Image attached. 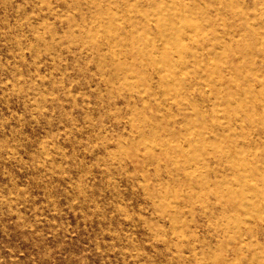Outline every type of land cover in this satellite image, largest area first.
<instances>
[{
    "label": "rangeland",
    "instance_id": "1",
    "mask_svg": "<svg viewBox=\"0 0 264 264\" xmlns=\"http://www.w3.org/2000/svg\"><path fill=\"white\" fill-rule=\"evenodd\" d=\"M263 250L264 0H0V264Z\"/></svg>",
    "mask_w": 264,
    "mask_h": 264
},
{
    "label": "bare ground",
    "instance_id": "2",
    "mask_svg": "<svg viewBox=\"0 0 264 264\" xmlns=\"http://www.w3.org/2000/svg\"><path fill=\"white\" fill-rule=\"evenodd\" d=\"M202 1V0H201ZM203 3V2H202ZM141 4V3H140ZM190 4V3H189ZM102 5V4H101ZM135 5V4H134ZM103 7V6H102ZM118 7V6H117ZM133 9H134V6H131ZM112 8V7H111ZM156 7H154L153 9H155ZM177 8H179V7H177ZM130 9V8H129ZM158 9H161V10H165V11H168V12H165L167 15H166V23H165V18H164V23H161L160 25H159V30L160 31H163V32H165V27H166V25L169 23V24H171L172 25V27H174V31H171V32H169V33H167V36L170 38V37H172V36H175L176 38H181V36L183 37V35H184V33L188 30V28H189V22H186L185 21V24H184V22H183V20L182 21H178L177 19H176V17H175V13H171L170 11L171 10H169V8L168 7H165V6H162V5H160V6H158ZM174 9H176V7L174 8ZM143 9H142V7H141V9L138 7V8H135L134 9V11L135 12H137V13H139V12H141ZM182 10V9H181ZM180 10V12H182ZM160 11V10H159ZM140 14V13H139ZM182 14V13H181ZM223 14V13H222ZM140 17H142V18H146V14H144V12H142V14H140ZM193 17V16H192ZM119 18V17H118ZM185 19V18H184ZM218 19V18H217ZM160 20L161 19H159L158 21L160 22ZM113 21V20H112ZM111 20H110V22H111V24L113 25L114 23L112 22ZM151 22H153V21H151ZM174 23L176 24V25H174ZM174 25V26H173ZM227 28V27H226ZM217 31H218V29H217ZM114 32L116 33V34H118L119 33V31H118V28H116L115 27V29H114ZM103 34V33H102ZM158 36L156 35V38H157ZM173 38V37H172ZM158 39V38H157ZM181 40V39H180ZM156 42V41H155ZM238 42H239V40H238ZM109 43V42H108ZM116 43V42H115ZM207 45V44H206ZM219 45H220V43H219ZM110 46V45H109ZM192 46V45H191ZM221 46V45H220ZM219 48V47H218ZM200 49V48H199ZM202 49V48H201ZM138 51H140L139 49H137ZM211 51V50H210ZM209 51V52H210ZM189 53V52H188ZM140 54H142V55H145L146 57L149 55V52H147V51H142V53H140ZM173 54V53H172ZM186 54V53H185ZM194 54H195V52H194ZM174 55H176V53L174 54ZM199 57V56H198ZM144 59V58H143ZM176 59V58H175ZM199 59V58H198ZM208 59V58H207ZM180 61V60H179ZM192 61H193V59H192ZM200 61V60H199ZM143 63V62H142ZM146 64V63H145ZM178 64H179V62H178ZM179 68V67H178ZM153 69V68H152ZM161 70V69H160ZM198 70V69H197ZM190 71V70H189ZM228 71V70H227ZM119 72V71H118ZM200 72V71H199ZM236 72H237V74L239 75L240 73H241V70H236ZM179 73V72H178ZM230 73H231V71H230ZM170 75V74H169ZM181 75V74H180ZM207 76V75H206ZM179 77V76H178ZM182 77V76H181ZM183 78V77H182ZM171 79V77L169 78V80ZM181 79V78H180ZM180 82V81H179ZM222 84V83H221ZM238 85H239V83H237ZM133 90H134V86H133ZM239 90V89H238ZM132 91V90H131ZM240 91H241V93H242V89H240ZM256 93H257V91H256ZM215 94V93H214ZM225 94V93H224ZM231 94H232V92H231ZM141 95V94H140ZM227 95V94H226ZM222 96H223V94H222ZM136 97H137V95H136ZM235 98H237V97H235ZM228 100V99H227ZM244 100H243V97H242V100H241V102L240 103H238V104H240V105H243L244 104ZM202 104V103H201ZM224 108V107H223ZM218 110H219V108H218ZM225 110V109H224ZM231 110V109H230ZM240 110V109H239ZM239 110H238V112H239ZM259 113V112H258ZM235 114V113H234ZM260 115V114H259ZM257 116V115H256ZM217 119V116L216 117H214V119ZM216 121V120H215ZM195 132V131H194ZM225 139V138H224ZM182 141V140H181ZM180 141V142H181ZM225 141H227L226 139H225ZM179 142V143H180ZM223 142H224V140H223ZM230 142V141H229ZM181 144V143H180ZM183 144V143H182ZM186 144V143H185ZM184 145V144H183ZM184 147H185V145H184ZM229 146H227V148H228ZM232 148V147H231ZM184 149V148H183ZM220 150V149H219ZM240 150V149H239ZM169 151V150H168ZM167 151V152H168ZM184 151H185V149H184ZM239 152V151H238ZM237 152V153H238ZM231 155V154H230ZM235 158V157H234ZM248 161H249V159H248ZM247 164H249V162H246ZM237 164V163H236ZM237 166V165H236ZM239 166V165H238ZM237 166V167H238ZM237 169V168H236ZM245 169V168H244ZM191 170V169H190ZM240 174V173H239ZM253 175V174H252ZM239 176V175H238ZM204 177V176H203ZM238 178V177H237ZM240 178H241V174H240ZM247 178V177H246ZM241 180V179H240ZM250 180H252V179H250ZM253 181V180H252ZM256 185H252V187H255ZM212 187V186H211ZM258 189V188H257ZM258 192V191H257ZM258 195H260L259 193H258ZM225 196V195H224ZM218 199V198H217ZM262 198H260V200H261ZM219 200V199H218ZM223 200V199H222ZM242 201H243V199H241ZM240 203L242 204V202L240 201ZM238 204V203H237ZM245 204V203H244ZM253 205V204H252ZM242 207H243V205H241ZM239 208V207H238ZM256 208V207H255ZM237 210V209H236ZM240 210V209H239ZM240 213V212H239ZM239 213H237V214H239ZM241 213H242V210H241ZM237 216V215H236ZM239 217V216H238ZM238 219V218H237ZM238 222V221H237ZM150 226V225H149ZM238 226V225H237ZM238 229V228H237ZM235 237H238V236H235ZM234 237V238H235ZM224 241V240H223ZM231 243V242H230ZM235 249V248H234ZM247 249V248H246ZM245 250V249H244ZM264 251V250H263ZM207 252H208V250H207ZM205 253V252H204ZM256 253V252H255ZM255 255V254H254ZM258 256V255H257ZM261 256V255H260ZM238 257V256H237ZM234 259V258H233ZM212 260V259H211ZM214 261V260H213ZM215 261H216V263H219V264H227L226 262H225V258L224 257H222V256H220V254L217 256V258L215 259ZM205 263V262H204ZM212 264H214V263H212Z\"/></svg>",
    "mask_w": 264,
    "mask_h": 264
}]
</instances>
